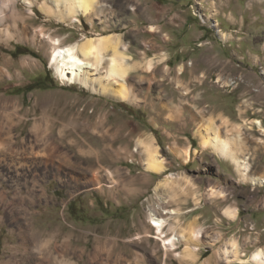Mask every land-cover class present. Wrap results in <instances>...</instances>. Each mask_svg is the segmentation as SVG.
Segmentation results:
<instances>
[{"label":"rangeland","instance_id":"1","mask_svg":"<svg viewBox=\"0 0 264 264\" xmlns=\"http://www.w3.org/2000/svg\"><path fill=\"white\" fill-rule=\"evenodd\" d=\"M26 3L17 0L15 18L5 21L11 34L0 36V154L24 164H1L0 181L9 196L33 188L47 195L34 198L33 216L19 215L40 235L31 247L19 245L18 222L0 204V264H230L221 248L231 239L244 264H257L264 185L242 181L199 135L212 122L242 138L252 174L264 175V0H101L79 21H59L43 0ZM106 33H118L139 64L127 78L134 102L64 84L51 62L54 39L66 46ZM101 67L86 70L104 75ZM140 139L159 146L162 174L145 169ZM172 172L174 188L156 189ZM127 185L155 186L124 200ZM211 188L224 195L211 196ZM227 208L238 209L235 219ZM150 210L168 218L165 235L180 237L176 250L165 248ZM194 227L202 235L190 259L182 232Z\"/></svg>","mask_w":264,"mask_h":264},{"label":"bare ground","instance_id":"2","mask_svg":"<svg viewBox=\"0 0 264 264\" xmlns=\"http://www.w3.org/2000/svg\"><path fill=\"white\" fill-rule=\"evenodd\" d=\"M37 1L38 0H26L27 2L26 4L34 5ZM100 1L101 0H43V5H44L43 8H44V12L55 16L59 21H65L66 19H70V20L73 19L75 21H79L78 17L80 15L84 17H90L95 11L97 4ZM49 3H52L54 7L51 8ZM4 4H6V6H4ZM48 7L50 9H48ZM16 11H17V0H0V36L8 37L11 34L10 27L5 25V21L8 17L14 19L16 16L15 15ZM150 28L152 30L156 29L155 25H151ZM60 39L61 38L54 39V43L52 42L53 48L50 56H51V62L54 64L64 84L69 83L71 85L73 83H79L84 88L90 90L92 93H95L97 95H102L116 101H123V102L136 101V96L133 94V92L130 90V87L128 86L127 78L129 74L139 66V64L132 63L133 57L127 53L125 46L123 48V40L118 33H106V34H99L96 36H86L83 39L66 46L61 45L62 42ZM3 62L5 65H9L10 63L9 59L6 58L3 60ZM104 64H106L105 74L95 76V72L99 71L100 67L104 66ZM86 68H91L95 70V72H92L91 69L86 70ZM148 68L149 69L153 68L152 60L148 62ZM3 70L4 69L0 68V71ZM5 73H7L10 76V73L8 71H6ZM255 123H257L258 124L257 126L259 127L263 126L260 120H257ZM206 124L208 123L206 122ZM221 132L222 131H220L219 127L215 126L212 122H210V124H208L206 128L199 135L202 147L204 149H211L218 157L230 161L235 166L242 181L249 182L250 184L253 185H264V175L258 176L252 174L251 163L248 157L243 154L244 151L247 150V149L245 150V145L243 143L244 140L240 137H237V135L236 137L235 135H231V134L228 135L227 133H226L227 135H222ZM138 145L144 149L145 169L148 172L162 174L167 167L164 158L160 155L159 146L156 145L153 141H149L145 139H140L138 141ZM189 154H190L189 150L186 151L187 161L189 159ZM2 155L3 154H0V165L3 164L5 165L7 170H11L12 165H16L15 160L13 161V159H11L12 157L10 159H7L5 158V156ZM18 164L19 166L20 165L23 166L24 163L22 164L21 162H19ZM16 166L14 168H16ZM16 172L18 173V170ZM26 173L27 171L23 170V175ZM0 176H1L0 180H3L4 173L1 172V168H0ZM176 178L177 176L173 172L166 174L163 178L160 179V181L156 186V189L160 187L173 189L174 188L173 183L176 184L175 181ZM20 184L16 185L17 190L20 189ZM1 185L2 182L0 181V204L3 203L6 208L5 210L6 214L11 215L13 220H16L18 222L17 224H18L19 232L17 233V235H19L20 237L19 245L24 247L28 245L31 247L32 244L31 245L29 244L31 242L32 243L35 242V240H39L40 235L36 231H33V226L29 225L31 228L29 226H23L25 225V222L24 223L22 222V219L19 215L22 214V217L25 218V220L30 218V216H33V213L35 211L31 210L30 207L34 203V198L39 194L47 195L46 194L47 190L42 189L43 188L42 187L41 188L42 190L38 192L33 188L32 190L27 191L26 194H23L22 191L18 190L16 191V193L14 191L15 194L13 193L14 194L13 196H9L8 194L9 191H7ZM210 195L214 197H222L224 194L222 193V191H219L218 189L211 188ZM163 211L164 213L175 214V215L179 213L178 209L166 210L163 208ZM226 214L229 215L230 218L235 219L238 215V209L227 208ZM149 218L151 223L154 225L155 229L157 230V233L159 234L158 237L164 238L165 248L167 250H176L177 241L180 240V237L177 236L176 233L173 237L165 235V227L169 222L168 218L159 216L157 211L154 212V210L151 211ZM201 235H202V230L201 229L198 230L195 227L192 228L188 234L186 232H182V236L184 237V239L188 244L185 252L183 253L185 256L189 257L190 259H194V254L197 251V249H199V247L196 244V241L199 239ZM221 252L225 256L227 262H229L230 264L246 263L244 258H242L243 253L241 252L240 245L238 241L235 239H231L230 241H228L221 248ZM253 260L257 264H264V249H261L258 252H256L253 255Z\"/></svg>","mask_w":264,"mask_h":264},{"label":"crops","instance_id":"3","mask_svg":"<svg viewBox=\"0 0 264 264\" xmlns=\"http://www.w3.org/2000/svg\"><path fill=\"white\" fill-rule=\"evenodd\" d=\"M43 144V142H39L38 144ZM80 150H84V151H90V148H85V147H80ZM150 178L151 176H153L151 173H149ZM125 186V185H123ZM129 186V185H127ZM155 185H137L135 187H127V190H129L126 195L124 193V195L122 196V198H124V200H128V199H132V198H136L139 197L141 195H143L147 190L153 189ZM125 188V187H124ZM120 196H115L114 194H112L111 200L113 202H119L120 200ZM66 256V255H65Z\"/></svg>","mask_w":264,"mask_h":264}]
</instances>
